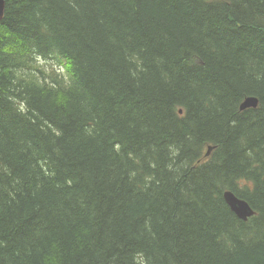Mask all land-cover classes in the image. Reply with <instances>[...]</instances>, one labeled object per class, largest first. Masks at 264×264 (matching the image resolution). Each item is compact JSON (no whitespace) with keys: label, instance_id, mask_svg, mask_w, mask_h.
Masks as SVG:
<instances>
[{"label":"trees","instance_id":"16d2710c","mask_svg":"<svg viewBox=\"0 0 264 264\" xmlns=\"http://www.w3.org/2000/svg\"><path fill=\"white\" fill-rule=\"evenodd\" d=\"M4 1L0 264H264V0Z\"/></svg>","mask_w":264,"mask_h":264},{"label":"water","instance_id":"95a60500","mask_svg":"<svg viewBox=\"0 0 264 264\" xmlns=\"http://www.w3.org/2000/svg\"><path fill=\"white\" fill-rule=\"evenodd\" d=\"M4 9L5 1L0 0V20L3 18ZM257 104L258 100L255 97H247L240 103L239 109L243 111L249 108H255ZM210 149L208 148L206 156H208ZM222 196L226 205L239 220L245 222L255 214L254 210L245 200L238 198L232 192L224 191Z\"/></svg>","mask_w":264,"mask_h":264},{"label":"rangeland","instance_id":"374dc122","mask_svg":"<svg viewBox=\"0 0 264 264\" xmlns=\"http://www.w3.org/2000/svg\"><path fill=\"white\" fill-rule=\"evenodd\" d=\"M40 63L45 65L46 67H53L55 69L59 68V66L57 65V62L55 60H48V61L40 60Z\"/></svg>","mask_w":264,"mask_h":264}]
</instances>
